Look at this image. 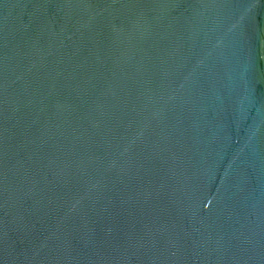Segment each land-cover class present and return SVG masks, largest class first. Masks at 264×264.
<instances>
[{"label":"water","instance_id":"water-1","mask_svg":"<svg viewBox=\"0 0 264 264\" xmlns=\"http://www.w3.org/2000/svg\"><path fill=\"white\" fill-rule=\"evenodd\" d=\"M0 264H264V0H0Z\"/></svg>","mask_w":264,"mask_h":264}]
</instances>
